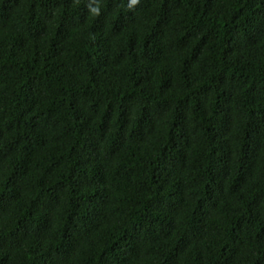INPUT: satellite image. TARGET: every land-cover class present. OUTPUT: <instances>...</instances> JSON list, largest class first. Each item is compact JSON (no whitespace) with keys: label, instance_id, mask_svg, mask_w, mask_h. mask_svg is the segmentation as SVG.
Segmentation results:
<instances>
[{"label":"trees","instance_id":"16d2710c","mask_svg":"<svg viewBox=\"0 0 264 264\" xmlns=\"http://www.w3.org/2000/svg\"><path fill=\"white\" fill-rule=\"evenodd\" d=\"M0 264H264V0H0Z\"/></svg>","mask_w":264,"mask_h":264},{"label":"clouds","instance_id":"9594fccd","mask_svg":"<svg viewBox=\"0 0 264 264\" xmlns=\"http://www.w3.org/2000/svg\"><path fill=\"white\" fill-rule=\"evenodd\" d=\"M137 2V0H130V6L132 5V4H135ZM93 11H96L95 9H93Z\"/></svg>","mask_w":264,"mask_h":264}]
</instances>
